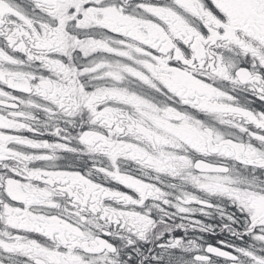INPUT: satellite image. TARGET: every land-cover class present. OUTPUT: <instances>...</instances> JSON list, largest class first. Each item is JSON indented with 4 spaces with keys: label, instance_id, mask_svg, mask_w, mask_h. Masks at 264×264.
I'll use <instances>...</instances> for the list:
<instances>
[{
    "label": "snow or ice",
    "instance_id": "1",
    "mask_svg": "<svg viewBox=\"0 0 264 264\" xmlns=\"http://www.w3.org/2000/svg\"><path fill=\"white\" fill-rule=\"evenodd\" d=\"M0 264H264V0H0Z\"/></svg>",
    "mask_w": 264,
    "mask_h": 264
}]
</instances>
